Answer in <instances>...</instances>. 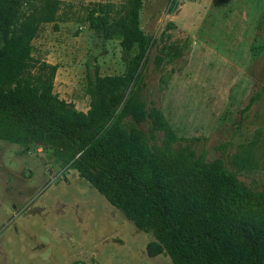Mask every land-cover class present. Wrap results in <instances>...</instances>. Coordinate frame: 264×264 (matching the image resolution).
<instances>
[{"label":"rangeland","instance_id":"374dc122","mask_svg":"<svg viewBox=\"0 0 264 264\" xmlns=\"http://www.w3.org/2000/svg\"><path fill=\"white\" fill-rule=\"evenodd\" d=\"M122 1L64 0L57 28L43 24L32 42L35 60L59 66L55 93L85 114L88 76L123 75L134 56L90 29L87 6ZM140 22L152 47L138 86L171 134L150 139L152 155L168 159V140L189 146L264 194V0H142ZM0 264L176 262L47 146L1 141Z\"/></svg>","mask_w":264,"mask_h":264},{"label":"trees","instance_id":"16d2710c","mask_svg":"<svg viewBox=\"0 0 264 264\" xmlns=\"http://www.w3.org/2000/svg\"><path fill=\"white\" fill-rule=\"evenodd\" d=\"M25 1L0 0V142L47 146L139 229L153 231L176 264H264V194L189 146L168 140V159L151 153L150 139L171 134L138 86L152 47L141 29L142 0L87 6L90 29L134 56L123 75L88 76L86 114L55 93L59 66L32 56L41 26L57 28L64 0H37L23 13Z\"/></svg>","mask_w":264,"mask_h":264}]
</instances>
